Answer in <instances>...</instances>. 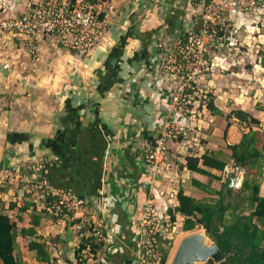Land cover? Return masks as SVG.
Returning a JSON list of instances; mask_svg holds the SVG:
<instances>
[{
    "label": "crops",
    "instance_id": "0c3cea01",
    "mask_svg": "<svg viewBox=\"0 0 264 264\" xmlns=\"http://www.w3.org/2000/svg\"><path fill=\"white\" fill-rule=\"evenodd\" d=\"M25 1L20 0L17 11L23 10ZM161 2L101 0L102 18H107L108 31L84 58L59 48L48 37L40 41L35 56L20 45H3L0 52V172L21 166L25 174H31V162L49 159L51 164L65 163L64 169L68 166L65 173L70 176H83L85 172L90 182L100 183L97 193L86 198L90 200V207L99 212L100 223L104 224L102 230L107 220L114 222L112 248L116 249L109 255L113 264H121L120 256L130 249L134 254L125 235L123 216L126 220L132 216L139 218L149 198L160 210L174 207L178 204L180 188L187 194L204 198V192L210 194L211 188L221 189L231 176L230 173L227 176L225 170L211 169L220 177L211 179L187 168V156L216 151L209 143L210 151L202 147L201 152H194L196 142L189 145L186 139L170 142L167 159L158 163L155 171L138 159L137 138L152 137L161 110L171 109L170 100L153 84L149 47L148 56L143 54L144 38L152 33V44L153 34L162 29L156 31L158 27L151 24L152 20L165 17L160 12ZM171 113L180 119L176 110ZM240 139L241 135L234 143ZM96 143L107 144L101 158L102 169L96 168L100 158L93 156L92 146ZM43 169L55 187H61L56 184L59 181H68L67 184L77 188L86 187V181L78 184L82 182L78 180L80 177L62 181L64 178L55 175L50 166L45 165ZM122 174L133 177L136 184V211L126 212L123 204L114 200L124 183ZM194 180L206 187L200 188ZM260 193L264 196V185ZM0 198L5 212L16 220L19 229L32 226L35 216L41 215L36 236L18 238V242L25 238L47 242L51 263L41 262L36 257L35 264H106L103 254L109 245H103L96 255L86 253L87 250V259H78L77 249L83 239L74 233L75 222L70 224L50 216L38 201L36 191L24 183L0 185ZM25 200L33 205L24 210L21 207ZM142 202L145 203L141 206ZM179 217L184 219L177 215V219ZM16 254L20 256L18 245ZM131 257L133 260V255Z\"/></svg>",
    "mask_w": 264,
    "mask_h": 264
},
{
    "label": "rangeland",
    "instance_id": "374dc122",
    "mask_svg": "<svg viewBox=\"0 0 264 264\" xmlns=\"http://www.w3.org/2000/svg\"><path fill=\"white\" fill-rule=\"evenodd\" d=\"M160 4L165 5V13H169V10L176 6L184 12L178 19L177 30L174 33L169 34L162 28L153 34L154 42L163 45L158 51H163L162 57L166 66L162 68L153 62L150 72L155 73L158 70V74L162 76L163 96L166 97L170 92L178 96L177 100L175 97L169 98L171 109L168 110L173 112L176 109L180 110L188 117L185 121L182 117L179 119L186 133L180 134L170 142L186 139L189 140L186 145L198 143L194 152H201L202 147L210 151L211 147L217 152L225 153L228 158L230 152L227 145L234 143L238 136L248 131L247 123L231 112L234 110L252 112L261 120L260 130L264 134V67L260 64L259 53L264 50V0H222L220 3L213 2L210 6H206L204 0L180 2L162 0ZM201 18H204V27L197 33L194 28L196 24H201L199 23ZM182 27L190 35L185 43L182 39ZM162 31L164 33H160ZM153 43L148 46L151 53L154 50ZM211 102L222 111L221 114H214L211 111ZM169 111L166 115H170ZM228 114L231 115L230 118ZM229 121L232 125L227 128ZM227 167L229 172H225L228 176L229 173H233L231 168L235 166ZM234 169L237 174L241 171L240 167ZM253 172L243 170L240 175L252 176ZM261 183L262 187L264 176ZM211 195L203 193L206 199L212 198ZM239 211L249 213L250 209L245 205ZM49 215L61 219L56 214ZM183 220L179 217L175 224L176 232L173 234L167 264H170L183 237L203 231L199 226L194 230L183 231ZM85 223L86 225H82L81 228L85 227L84 230L91 234L94 228L90 226L92 220ZM73 230L75 234H79L78 228L75 227ZM102 232L96 236L99 242L105 240ZM18 248L23 264H35L36 253L29 249L28 238L20 239ZM0 264H4L1 258Z\"/></svg>",
    "mask_w": 264,
    "mask_h": 264
},
{
    "label": "built area",
    "instance_id": "2783aa9c",
    "mask_svg": "<svg viewBox=\"0 0 264 264\" xmlns=\"http://www.w3.org/2000/svg\"><path fill=\"white\" fill-rule=\"evenodd\" d=\"M100 1L27 0L23 3V10L17 11L20 0H0V52L3 45L8 47L20 45L29 55L35 56L39 52L40 41L48 37L53 39L61 49L71 51L81 58L88 56L108 31L107 18L106 16L102 18ZM163 1L166 2V0ZM172 1L175 2V0ZM165 10L164 5L161 8L162 14H166ZM153 47V62L164 68L166 65L162 57L163 51H158L163 48L162 43L155 42ZM162 81V76L156 70L153 73V84L160 91H164ZM166 97L178 99L173 92ZM168 111L161 110L156 131L154 134L150 132L153 134L152 137H136V146L140 151L138 159L142 165L149 166L152 171H155L158 163L167 159L169 142L178 138L180 134L186 133L182 122L173 116L171 111H169L170 115H166ZM176 112L183 121L188 118L182 111L176 109ZM48 162H50L49 159L31 162L29 164L31 174H25L21 166L8 168L0 172V185L24 183L29 189L36 191L38 201L48 212L60 216L65 221L74 222L81 219L74 224V227L79 229L78 235L81 240L93 235L98 236L104 226L100 223L99 212L90 207V200L80 196L73 189L53 186L41 173ZM234 168H231L235 174L231 177L229 185L235 190L242 187L244 177L240 175L242 168L239 174ZM225 171L229 172L228 167ZM122 175H124L122 178L124 183L117 191L114 200L116 203L123 204L126 212L136 211L137 198L134 197L136 184L130 175ZM168 209L169 207L160 210L154 200L149 198L142 207L141 216L136 219H133V216L130 218L129 221L135 222L137 230L131 240L134 251L132 264H166L164 255L170 243L173 244V234L176 232V223L171 220ZM90 220H92L90 226H94L91 234L88 230H84L85 227L81 228ZM113 223L107 220L106 233L102 234L105 239L103 245H109L108 250L103 254L106 264H113L109 260V255L112 249H116L112 248Z\"/></svg>",
    "mask_w": 264,
    "mask_h": 264
},
{
    "label": "trees",
    "instance_id": "16d2710c",
    "mask_svg": "<svg viewBox=\"0 0 264 264\" xmlns=\"http://www.w3.org/2000/svg\"><path fill=\"white\" fill-rule=\"evenodd\" d=\"M222 0H205L206 6H210L213 2L220 3ZM175 2H177L175 0ZM22 5V4H21ZM20 11V10H19ZM156 10V13H159ZM161 12V11H160ZM182 9L172 7L169 13H166L164 18L160 20H152L151 24L157 31L160 28H166L169 34H172L177 30L178 19L183 15ZM162 14V12H161ZM163 15V14H162ZM155 21V22H154ZM199 23L195 25V31L199 33L204 27V18H201ZM154 28V27H153ZM181 28V27H180ZM190 38L188 32L182 27V39L183 42H187ZM152 40V33L148 38H144V50L145 57L148 56L147 48ZM260 64L264 67V50L259 51ZM143 57V58H145ZM210 109L214 114H221L222 111L213 104L210 103ZM231 114L238 117L240 120L247 123L248 131H245L241 136V139L237 143H229L227 145L230 154L228 158L223 152H205L201 156L190 155L186 158V166L191 171H196L203 175L208 176L211 179H220V177L212 172L211 169L224 171L228 165L240 167L244 171H254L252 176L250 174L247 177L244 176L243 185L239 188L238 192H235L229 185L231 177L235 174L232 173L229 178L222 184L221 189H210V193L213 194L212 198H197L191 194H187L183 188H180L177 193L178 204L174 207H169L168 212L171 215V220L177 223V215L184 217L182 223L183 231L194 230L196 227L205 228L207 234L212 240H214L224 252H229L230 255L221 264H264V196L261 195V179L264 176V134L261 133V120L253 115L252 112L245 110H234ZM231 117L230 114L227 115ZM232 123L229 121L227 128ZM227 134V129L225 131ZM107 147L106 143H96L92 146L93 156L100 158L97 169L103 168L102 156L105 153ZM231 159V161H229ZM92 160V159H90ZM65 164V163H64ZM64 164L57 165L52 162L46 164L50 166L55 175H61L62 178L67 181L75 178H79L84 184L85 188H77L76 186L67 184V182H57V185H61L59 188H73V191L82 197L90 196L97 193L100 183L90 182L88 176L83 173V176L74 175L70 176L65 172L68 170V166L64 169ZM99 171V170H98ZM41 173L45 176L53 186L52 178L46 169H42ZM246 175V174H245ZM261 178V179H260ZM89 181V182H88ZM200 188L206 187L204 183L195 181ZM248 194V195H247ZM145 202L140 203L142 206ZM33 205L32 203L24 201L22 209H27ZM245 205L250 209L249 213L246 211H239ZM6 208L0 198V258L4 264H23L21 258L16 254L18 238L19 236H36L38 233L37 227L40 225L41 215H36L32 220V226L22 227L19 229L16 220L5 212ZM230 213V214H228ZM229 216H232L231 218ZM122 223L125 225V235L130 241L132 246V238L136 233L135 222L126 220L124 216L121 218ZM104 235L106 230L102 232ZM96 236H90L81 241L80 246L77 249L78 259L86 260V253L97 254L98 250L105 244V240L99 242ZM172 248V243L167 248L164 255V262L168 263V251ZM29 249L36 253V257L39 261L45 263H51V254L48 250L47 242L41 240H30ZM133 252L130 249L124 256H120L121 264H132ZM81 261V260H80ZM82 262V261H81ZM166 263V264H167ZM208 264H215L211 259Z\"/></svg>",
    "mask_w": 264,
    "mask_h": 264
},
{
    "label": "water",
    "instance_id": "95a60500",
    "mask_svg": "<svg viewBox=\"0 0 264 264\" xmlns=\"http://www.w3.org/2000/svg\"><path fill=\"white\" fill-rule=\"evenodd\" d=\"M229 255V252L222 251L203 228V231L189 234L182 239L171 264H208L211 259L215 264H221Z\"/></svg>",
    "mask_w": 264,
    "mask_h": 264
},
{
    "label": "bare ground",
    "instance_id": "6f19581e",
    "mask_svg": "<svg viewBox=\"0 0 264 264\" xmlns=\"http://www.w3.org/2000/svg\"><path fill=\"white\" fill-rule=\"evenodd\" d=\"M183 238H184V237H183ZM183 238H182V239H183ZM181 241H182V240H181ZM180 243H181V242H180ZM179 245H180V244H179ZM178 247H179V246H178ZM177 249H178V248H177ZM176 251H177V250H176ZM175 253H176V252H175ZM174 255H175V254H174ZM173 257H174V256H173ZM172 259H173V258H172ZM171 262H172V260H171ZM171 262H170V264H171Z\"/></svg>",
    "mask_w": 264,
    "mask_h": 264
}]
</instances>
